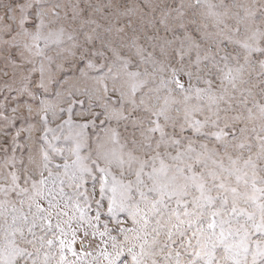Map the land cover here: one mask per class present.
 Returning <instances> with one entry per match:
<instances>
[{"label": "snow or ice", "instance_id": "6c2138e0", "mask_svg": "<svg viewBox=\"0 0 264 264\" xmlns=\"http://www.w3.org/2000/svg\"><path fill=\"white\" fill-rule=\"evenodd\" d=\"M0 264H264V0H0Z\"/></svg>", "mask_w": 264, "mask_h": 264}]
</instances>
